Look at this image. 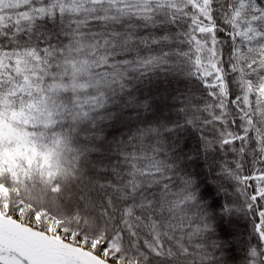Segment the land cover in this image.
<instances>
[{
    "label": "snow or ice",
    "instance_id": "snow-or-ice-1",
    "mask_svg": "<svg viewBox=\"0 0 264 264\" xmlns=\"http://www.w3.org/2000/svg\"><path fill=\"white\" fill-rule=\"evenodd\" d=\"M0 264H264V0H0Z\"/></svg>",
    "mask_w": 264,
    "mask_h": 264
}]
</instances>
